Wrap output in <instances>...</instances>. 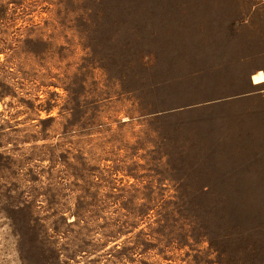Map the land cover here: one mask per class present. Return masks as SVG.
<instances>
[{"label":"rangeland","instance_id":"rangeland-1","mask_svg":"<svg viewBox=\"0 0 264 264\" xmlns=\"http://www.w3.org/2000/svg\"><path fill=\"white\" fill-rule=\"evenodd\" d=\"M262 50L264 0H0V264H264V150L232 160L167 111ZM151 124L85 194L41 146Z\"/></svg>","mask_w":264,"mask_h":264},{"label":"crops","instance_id":"crops-1","mask_svg":"<svg viewBox=\"0 0 264 264\" xmlns=\"http://www.w3.org/2000/svg\"><path fill=\"white\" fill-rule=\"evenodd\" d=\"M257 54L256 61L252 53L235 54L234 61L228 65L221 63L198 70L195 73L200 77L207 76L208 88L200 94L206 96L167 110H189L184 121H204L205 125L197 127V131L205 138L196 139H203L207 149L219 147L229 151L232 160L235 150H264V50ZM259 72L263 78L254 79ZM223 172L216 181L229 173L233 176L234 164ZM199 183L196 191L201 192L209 190L212 182Z\"/></svg>","mask_w":264,"mask_h":264},{"label":"trees","instance_id":"trees-1","mask_svg":"<svg viewBox=\"0 0 264 264\" xmlns=\"http://www.w3.org/2000/svg\"><path fill=\"white\" fill-rule=\"evenodd\" d=\"M167 129L169 126L164 124H151L129 130L79 134L61 138L55 142L43 143L41 146L58 150V158L64 166L63 178L69 176L67 168H71L70 176L75 179L74 185L80 187V191L85 194L92 185L91 177H97L98 170L95 171L92 162H98V168L104 170L100 165L108 161L106 154L113 153L120 158L121 151L130 144V141L124 138L125 134H133L135 138L133 155L138 157L145 151L153 149L159 139L165 140V133L161 132ZM135 162L136 165H140L138 161L135 160ZM101 177L97 178L101 180ZM79 197L82 198V194Z\"/></svg>","mask_w":264,"mask_h":264},{"label":"bare ground","instance_id":"bare-ground-1","mask_svg":"<svg viewBox=\"0 0 264 264\" xmlns=\"http://www.w3.org/2000/svg\"><path fill=\"white\" fill-rule=\"evenodd\" d=\"M263 72V71H262ZM257 73V72H256ZM264 76V75H263ZM262 73L259 72V74L254 76V79L263 78Z\"/></svg>","mask_w":264,"mask_h":264}]
</instances>
